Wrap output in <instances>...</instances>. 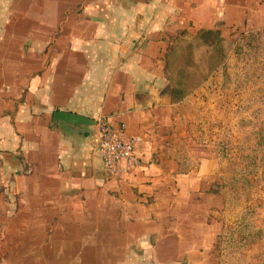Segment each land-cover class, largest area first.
<instances>
[{
    "label": "crops",
    "instance_id": "obj_1",
    "mask_svg": "<svg viewBox=\"0 0 264 264\" xmlns=\"http://www.w3.org/2000/svg\"><path fill=\"white\" fill-rule=\"evenodd\" d=\"M261 29L264 0H0V245L16 242L0 264H190L211 250L217 221L170 216L216 211L220 164L158 146L176 105L164 57L176 33ZM57 111L124 127L148 165L109 177L89 134L53 127Z\"/></svg>",
    "mask_w": 264,
    "mask_h": 264
},
{
    "label": "rangeland",
    "instance_id": "obj_2",
    "mask_svg": "<svg viewBox=\"0 0 264 264\" xmlns=\"http://www.w3.org/2000/svg\"><path fill=\"white\" fill-rule=\"evenodd\" d=\"M176 34V39L182 40V43L178 42L182 47L191 41L190 35L184 36L181 32ZM224 37L226 41L223 44L228 53L227 60L229 59L223 70L228 76L226 82L220 67L186 97L188 99L192 96L191 99L185 98V102L183 100L180 105L176 103L172 107L171 126L166 125L158 133V146L160 149H169L172 159L184 156L187 158L185 154L204 157L212 153L217 156L220 169L218 177L212 181L213 191L217 193V203L214 207L216 211L212 214L204 212L206 207L203 205L192 213L187 204V209L172 208L170 216L194 218L199 220V223L215 220L218 222V235L221 227L237 223L247 216L254 227L264 232V148L257 154L256 161L249 163L248 159V156H254L250 150L253 141L251 135L263 119L261 112L263 113L264 107V29L233 32ZM209 41V38L204 37L199 44L192 42V65L185 69L186 76L197 78L199 81L208 73L211 51L203 44ZM247 42H250L251 46L246 45ZM166 138L167 142L164 141ZM196 163L197 160L193 156V159L181 161L180 168H189ZM173 196L175 195L171 193L170 205L173 203ZM197 201L200 199L197 198ZM187 228L189 230L190 227ZM216 240L217 238L211 250L190 264H222L221 253L216 249ZM1 243L0 263L7 259L5 255L1 256L2 246H5L6 252L16 242L11 241L10 245L8 241ZM233 253L236 254L235 257H241L240 264H259L260 254L264 259V236L249 249H237ZM185 261V258L180 260V264Z\"/></svg>",
    "mask_w": 264,
    "mask_h": 264
},
{
    "label": "trees",
    "instance_id": "obj_3",
    "mask_svg": "<svg viewBox=\"0 0 264 264\" xmlns=\"http://www.w3.org/2000/svg\"><path fill=\"white\" fill-rule=\"evenodd\" d=\"M209 38L210 41L204 46L210 48L211 57L208 63V73L198 81L197 78H190L186 76L185 69L192 64L191 53L193 49V43L199 42L202 38ZM191 41L186 43V46L178 45L182 43V40L175 39L172 42L171 49L166 53L164 57V76L166 81L170 85V101L172 104L179 103L193 93L196 88L205 82L213 72L222 67V71L225 70V63L227 61V50L223 44L225 38L221 36L219 31H198L194 36L190 38ZM185 41H183L184 43ZM197 44V45H198ZM246 45L251 46L250 42ZM199 46V45H198ZM176 73V74H175ZM222 77L225 82L228 76L225 71L222 72ZM194 83V84H193ZM263 119L255 127L256 131L252 133L253 136L252 146L250 148L254 156H248L249 163L256 161L257 154L262 152L264 148V107L263 113L261 112ZM250 215L248 214V217ZM223 226L220 230V234L217 237L216 249L219 251L222 264H240L241 257H235L233 253L235 250L249 249L261 239H263V230L254 227L253 224L244 216L237 223H233L229 226ZM226 258V260H224ZM226 261V262H225ZM259 264H264L262 254H260Z\"/></svg>",
    "mask_w": 264,
    "mask_h": 264
},
{
    "label": "built area",
    "instance_id": "obj_4",
    "mask_svg": "<svg viewBox=\"0 0 264 264\" xmlns=\"http://www.w3.org/2000/svg\"><path fill=\"white\" fill-rule=\"evenodd\" d=\"M91 141L102 154L104 169L109 177L124 178L148 165V160L138 152L141 138L126 137L124 127L114 130L105 118L95 122Z\"/></svg>",
    "mask_w": 264,
    "mask_h": 264
},
{
    "label": "water",
    "instance_id": "obj_5",
    "mask_svg": "<svg viewBox=\"0 0 264 264\" xmlns=\"http://www.w3.org/2000/svg\"><path fill=\"white\" fill-rule=\"evenodd\" d=\"M52 121L53 127H62L69 132L87 133L89 136L92 135V128L95 125L94 122L88 118L59 111L53 113ZM184 264L188 263L185 262Z\"/></svg>",
    "mask_w": 264,
    "mask_h": 264
}]
</instances>
